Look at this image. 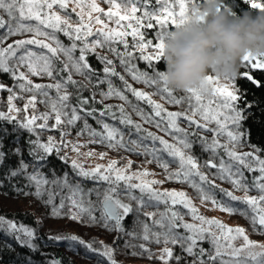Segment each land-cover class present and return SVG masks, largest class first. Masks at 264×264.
<instances>
[{"label":"snow or ice","instance_id":"1","mask_svg":"<svg viewBox=\"0 0 264 264\" xmlns=\"http://www.w3.org/2000/svg\"><path fill=\"white\" fill-rule=\"evenodd\" d=\"M70 2L75 3V7L71 11L75 12L79 18L75 25L70 23V17H63L59 12L53 11L54 6L67 11ZM105 2L109 5L107 11L100 7L97 0H0V13H3L0 14V29L4 30L0 32V45L6 44L11 37L22 36L26 33L33 34L31 38L16 39L12 43H7L5 47H0V73L8 74L13 80L22 81L14 87L0 83V90L9 93L7 97L8 111H0V122L6 121L12 124L15 121L11 132L6 127L0 126V165L4 164L6 154L21 157L19 166L10 172V176L16 177L24 174L30 185H34L35 192L31 194L37 198H42L45 195V186L49 183L62 184L63 187L70 188L71 194L66 198L62 197L59 205L55 204L58 193L47 192V200L43 202L46 205H51L50 215L52 217L67 216L73 221L83 222L82 217L87 214L90 224H99L108 231L125 233L123 224L125 218L130 214H136V222L142 225V232L137 234L130 231L126 234L149 243H163L165 247L156 257L163 264H169L172 260H175L176 264H180L181 261H185V264H264V243L251 240L243 227H229L217 219H208L199 214V210L183 191H157L153 185L163 183V181L142 179V177L153 175V173L144 170L127 174L132 165L130 160L124 168L116 167L118 161L111 160L103 171L102 165L85 170L76 160H72L71 167L78 176L84 179L103 181L109 185L103 192L94 188L85 193L79 183L75 186L69 185L67 173L63 178H56L51 182L39 171L29 174L27 172L29 163H26L22 158L24 146L20 145L19 135L15 137V144L18 146L14 150L7 149V153L4 150V141L9 136L17 133L19 129L26 130L36 136V139L29 138L26 142L27 154L35 160L32 166L42 168L45 166L48 156L54 152L59 156L61 149L57 143L64 147L68 146V142L64 140V136L68 133L61 126L74 125L82 119L79 112H83L86 117H91L102 127V131H97L91 127L86 118L83 120V127L79 130L78 135L87 133L91 137L89 143L106 145L113 150L124 149L137 154L150 155L152 160L148 162L155 161L159 167L164 169L166 179L189 184L197 191L202 202L210 201L220 211L230 215L239 213L249 219L254 232L264 234V159L252 152L237 150L246 146L243 139L245 132L241 128L246 119L245 112L252 105L245 104L240 107L238 102L241 96L238 95V91L230 88L228 84H221L219 79L213 75L206 77L207 87H190L184 90L188 94L187 96L177 97L174 95L175 89L168 86L164 73L156 70L155 67L163 58L164 40L169 29L178 28L191 22L193 13L190 5H195L197 0H154V4L158 5V8L153 7V0H120V2L105 0ZM246 2L253 9L264 11V0H246ZM77 8L80 9L79 12L76 11ZM85 8L88 9L87 12H85ZM220 10L217 9V11ZM93 13H100L105 19H102L101 15L93 16ZM5 15L7 19H5ZM85 16H87V21ZM25 21H35L36 23L29 24ZM108 22L116 27H109ZM93 23L100 25L95 31H93ZM44 29H50L51 32ZM152 32L155 35L148 38ZM55 33H63L71 43L67 46L64 45ZM93 35L97 36V39L89 42L88 38ZM38 37H45V39L41 40ZM128 37L132 39V50H129ZM47 41H52V43ZM77 41L80 44H77ZM115 44H122L124 50L121 51L114 47ZM28 45L45 49L46 52L37 53L28 48ZM97 48H107L119 60V64L133 81L155 86L162 99L166 94L169 104L182 105L186 102L187 108L184 111H169L163 104L156 102L149 93L134 88L124 75L117 72L114 61L106 55L97 53ZM22 49L23 52L17 56V53ZM148 49H152V52L146 54ZM136 50L139 51L138 58L145 61L148 68L152 70L151 75L149 71H141L132 62L137 58ZM77 51L79 52L78 56L76 55ZM90 54H96L97 59L104 65L103 78L98 76L89 63L88 56ZM54 57L59 61V66L54 62ZM14 58L16 64L10 65L9 61ZM20 66H26L31 76H47L55 82L34 83L28 75L19 71ZM242 67L245 68V71L240 74L242 80L249 81L257 87L264 86V82L257 80L253 75V70L264 72V57L246 55L242 60ZM74 74L83 77V81L75 80ZM94 76L96 77L95 83H93ZM111 77H118L123 82L126 91L130 92L138 101H144L151 108V112H145L137 105H132L133 111L143 123L151 124L159 131L171 136L175 143H169L162 136L144 129L141 123L134 122L123 105H105L102 110H99V117L108 116L113 121L118 120L120 125L134 130L136 138L125 142L124 132L103 119H99L96 115L98 110L95 107L85 108V105L89 104V99L83 97V91L87 90L89 85L98 87L100 84H107V90H101L99 93L102 97L101 103L103 100L115 97L131 104L124 91L114 86ZM226 79L231 81L236 77ZM69 86L76 90L77 103L74 106H70L68 103L71 95L68 91ZM14 88H18L21 92L33 93L27 99L23 109L17 108L14 104L17 98L23 99L22 96L18 97ZM53 89L56 93L55 97L50 95ZM95 95L96 93L93 92L91 96L93 101H95ZM38 96L41 97L39 103L48 109L39 115L35 114ZM29 107L33 109V114L26 115L22 121L16 115H12V113L18 114L21 111L27 113ZM50 120L53 123L50 124ZM37 121L41 122L37 123ZM181 121L187 124V128L181 126ZM213 124L215 127H210ZM37 129H40L41 132L59 130L60 141L57 142L55 137L50 135L46 142H42ZM207 132L212 133L211 139L202 134ZM221 137H226L225 142H221ZM147 141L151 143H146ZM157 143L160 147L156 146ZM196 144H199L203 151L210 152L212 157L219 156V150H223L230 162L226 163L220 156L219 165L209 159L204 166L217 169L218 178L227 180L237 190L242 189L245 193L249 190L242 168L249 172L258 171L260 173L259 176L253 178L251 185L260 192L258 197L247 194L238 197L231 191L220 189V192L230 201H239L247 205V209L217 201L214 195L205 190L204 185L217 186L209 180L208 175L200 171V165L196 159L192 155H186L185 150L193 149ZM83 146L73 144L72 150L79 155V147ZM165 153L168 157L173 158L172 161L164 158L163 154ZM85 155L92 156L93 153L90 151ZM104 155L106 153H101V159ZM59 158L67 162L66 156ZM176 161L179 165L177 170L168 172L170 162ZM253 161L258 167L253 166ZM194 178H198L199 182ZM133 180L139 182L133 183ZM121 182H123V189H121ZM136 190L140 195L135 194ZM17 191H22V189H17ZM93 192L98 198V206L90 198ZM85 195L89 197L87 202L84 199ZM122 196L130 202L126 203L121 198ZM65 199L69 202L66 213L62 211L66 206ZM131 202H135V207ZM160 204L165 205L164 211L146 210L148 208L158 210ZM176 205H182L188 210L187 214L191 216V219L199 221V223L185 222L184 216L175 210L174 206ZM249 209L252 213L251 216H249ZM96 212H99V216L95 214ZM141 214L151 220V224L161 231H153L147 222L140 220ZM181 229L183 232L180 231ZM0 230L9 235L22 233L24 238L16 235L15 239L32 252L39 250V245L34 241L40 238L37 237L34 229L24 225L17 226L16 223L0 216ZM48 239L53 242L68 241V246L71 248H75L76 245L82 246L85 255L88 253L98 254L106 259L107 264H118L114 258V249L109 245H102V250L97 249L93 247L95 241L86 242L76 235L58 234L49 236ZM239 239H242L243 243L237 246L235 241ZM205 242L210 244L211 250L203 246ZM168 245H178L181 254H174L173 248ZM125 246L139 247L142 250L140 253L133 252L131 255H143L146 252L149 253V259L154 256L144 243L133 245L125 242ZM187 258L192 259L188 260ZM46 264H61V261L53 258L47 260Z\"/></svg>","mask_w":264,"mask_h":264},{"label":"rangeland","instance_id":"2","mask_svg":"<svg viewBox=\"0 0 264 264\" xmlns=\"http://www.w3.org/2000/svg\"><path fill=\"white\" fill-rule=\"evenodd\" d=\"M117 2H120V0H117ZM198 2V0H197ZM97 3L100 5V7L104 8L105 11H107L109 5L105 2V0H97ZM75 7V3L70 2L69 3V7L67 11L61 10L59 9L58 6H54L53 11H57L61 14V16L63 17H70V23H72L73 25L77 24L78 22V17L76 15L75 12H72V8ZM153 7H159L158 5L154 4V0H153ZM191 7V5H190ZM72 12L73 14H70V12ZM77 12L80 11L79 8L76 9ZM88 9L85 8V12H87ZM3 14V13H0ZM96 15H101L102 19H105V17H103L102 14L100 13H93V16ZM5 19H7V16L5 15ZM85 20L87 21V16H85ZM107 22V21H106ZM25 23H29V24H35V21H25ZM109 23V27H116V25L112 24L111 22ZM100 25H96L95 23H93V31H95L97 28H99ZM174 28L169 29L173 30ZM45 31L51 32L50 29H44ZM4 30L0 29V32H3ZM63 33H55V35H59ZM32 33H26L22 36H15V37H11L7 42V43H12L13 40L16 39H26V38H31L32 37ZM155 35L154 32L151 33V35L148 36V38H152ZM38 39L44 40L45 37H38ZM89 42H91L92 40L97 39V36L93 35L91 37L88 38ZM129 40V44H130V49L131 48V44H132V39L131 37L127 38ZM60 41L64 44V45H69L71 42L68 40L67 37L60 39ZM49 43H52V41H47ZM6 44L4 45H0V47H5ZM77 44H80L79 41H77ZM53 46H55V44H53ZM114 47L119 48V50L123 51V45L122 44H115L113 45ZM28 48H31L32 50L36 51L37 53L40 52H46L45 49H41V48H37L34 45H28ZM23 52V49L20 50L17 53V56H19L21 53ZM97 53H101L106 55L109 59H112L116 65V70L117 72H119L121 75L125 76V79L128 81L129 84H131L134 88H136L137 90L140 91H144L149 93L150 95H152V98L158 102L164 105L165 108H167L169 111H184L187 108V103H183L182 105H174V104H169L167 102V98H166V94H165V98L162 99L161 98V94L157 92V89L155 86H148L145 85L143 82H136L133 81L131 79V76L126 73L124 71V68L119 64V60L111 53L107 50V48H97L96 50ZM152 49H148L146 50V54L151 53ZM61 55V59H63L62 54ZM76 55H79V52H76ZM135 55H136V59H134L132 62L134 64H136L137 68H139L141 71H149V74H152V70H150L147 66V63L145 61L140 60L139 57V51L136 50L135 51ZM54 62L57 64V66H59V61L56 60V58H53ZM10 65H15L16 64V60L15 58L9 61ZM160 65L165 64L163 58L160 61ZM104 67V65H103ZM103 67L102 70L100 72H96L98 74V76L100 78H103L104 73H103ZM156 70H159L161 72H164L166 69L161 70V68L157 67L156 64ZM242 71L245 70V68L241 67ZM19 71L24 72L26 75L29 76V78L34 82V83H42V84H49V83H54L55 81L51 80L50 78H48L47 76H31L30 73H28L27 67L26 66H20ZM73 78L79 79L81 81H83V77L78 76V75H73ZM114 86L119 88L121 91H124V94L128 96L129 101H131V105H137L138 107L144 109L145 112H151V108L144 102V101H138L130 92L126 91L124 89V85L123 82L119 80L118 77H111ZM96 77H93V83H95ZM22 81H16L13 80L8 74L6 73H0V83H3L5 85H7L8 87H14V85H16L17 83H21ZM221 84H228L230 86V88H234L235 90H237L236 85H235V80H231V81H227V82H220ZM92 90L96 93V95H100V91H106L107 90V84H100L98 87H92V85H89ZM209 88H211V86H209ZM14 91L17 92L18 97L22 96L23 99L17 98L14 101V104L16 105L17 108L23 109L25 103L27 102V99L33 95V93H28V92H21L18 88H14ZM9 93L7 91H3L0 90V111H4L7 112L8 111V104H7V97H8ZM50 95H52L53 97H55L56 93L55 90H51ZM174 95H176L177 97H182V96H187L188 94L184 91V90H174ZM100 98H102L101 96H99ZM41 99V97H37V104H36V112L35 114L39 115L41 112L44 111H48V109L43 105L39 103V100ZM111 102H113V104H117V105H124L126 106L128 109L132 108L131 106H129V103H126L124 101L119 100L118 98H110L107 99ZM33 114V109L31 107H29L27 113L24 111H21L20 113H12V115H16L17 118L19 120H23L24 117L26 115L30 116ZM86 118V116H83V118L79 121H77L74 125L72 126H68V125H62L61 128L66 131L68 133V135L64 136V140L66 142H68V146L64 147L63 145L57 143V146L60 147V153L59 156H66L67 157V161L71 163L72 160H76L78 164H81L85 170H91L93 168H95L97 165H102V171L104 170V168H107L109 162L111 160H116L118 161L116 167L118 168H124V166L127 164V162L130 160L132 161V165L131 168L128 169L127 174H132V173H136V172H141L144 170H147L150 173H153V175H149L146 177H142V179L144 180H157V181H163V183H158V184H154L153 188H155L157 191H183L187 194V196L192 200L193 204L195 205V207L199 210V214L205 216L208 219H217L219 221H221L222 223L226 224L229 227H243L246 230V233L248 234L249 238L257 243H264V234H259L257 232L253 231L252 225L250 224L249 219L245 218L244 216H241L239 213H235V214H228L226 212L220 211L219 208L215 207L214 205H212V203L210 201L207 202H202V200L200 199L199 196H195L191 193V191L187 188L182 186L181 184H174L168 181V179H166V173L164 171V169H162L161 167L158 166V164L153 161L151 163H149L148 161H151V159L147 160L145 159V155L142 154H137L136 152H129L126 151L124 149H118V150H113L108 148L106 145H102L99 143H89V140L91 139V137H89L87 135V133H85L84 135H78L79 130L83 127V120ZM134 119L137 121V123H141L143 125L144 129H147L148 131H152L154 133H156L157 135L162 136L164 139L168 140L169 143H175V141L172 139L171 136L166 135L164 132L159 131L157 128H155L153 125L151 124H145L143 123V121L141 120V118L139 116H137L134 112ZM88 120V119H87ZM15 122V121H14ZM41 121H37V123H40ZM49 123H53V121H49ZM89 123V122H88ZM92 128L96 129L97 131H102V127L101 125L97 124L95 122V124H91ZM111 125V124H110ZM114 126V125H113ZM181 126L187 128V124L183 121H181ZM117 128H119L122 132H124L125 134V142H127L129 139H135L136 138V134L135 132L131 135H129V133L124 129V127L122 125H120L119 123L115 126ZM210 127H215V125H210ZM189 131H191V129H189ZM37 132L40 133V139L42 142H46L48 136H54L56 141L59 142L60 141V131L59 130H53V131H42L40 129H37ZM203 135H206L209 139H211L212 133L207 132V133H202ZM35 136V135H34ZM36 139V136H35ZM99 139V138H96ZM221 142H225L226 137H221ZM244 142L245 145L244 147L238 148L237 150L239 152H252L254 155H258L261 159H264V157H261L258 152L255 150V148L251 145L248 144V142L246 141V138L244 137ZM146 143H151L150 141H147ZM76 144V145H84L83 147H79V155L77 154V152L72 150V145ZM157 147H160V145L157 143L156 145ZM92 152L93 155L92 156H87L85 155L88 152ZM140 151V150H138ZM101 153H106V155H104L103 159H101ZM186 155H192L197 163L200 165V171L205 173L206 175H208L209 180L213 181V183L217 184L218 186H222L223 189L227 190V191H231L233 192L234 195L238 196V197H243L246 194L249 196H259L260 192L255 189L254 187H252V183H253V178L255 176H259L260 173L258 171L256 172H249L247 171V169H243L244 171V175L246 177L245 183H247L249 185V190L247 191V193H245L244 190H237L233 187V185L231 183H229L227 180H221L218 178V170L217 169H211L208 167H205V162L208 161L209 159H212L214 163H216L217 165H219L220 162V156H222L225 160L226 163L230 162L228 160V157L224 154L223 150H219V156L217 157H212L210 152H205L202 150V148L200 147L199 144L194 145L193 149L191 150H185ZM55 154V152H54ZM164 155V154H163ZM167 159L169 161H172L173 158L168 157L167 154L165 153ZM249 160H251V157H249ZM170 164L172 165L170 172H173L175 170H177L178 168V161L176 162H170ZM253 166L254 167H258V165H256L255 161H253ZM169 172V171H168ZM133 183H138V180H133ZM177 182V181H176ZM178 183V182H177ZM121 184H123V182H121ZM71 194V192L68 193L67 196H69ZM7 194L3 193L0 194V216L4 217L6 220L12 221L14 223L17 224V226L20 225H24L21 223H17L9 218L6 217V215L4 214V212L6 210H16V209H30V211H33L35 214H37L36 218H37V222L38 224L41 223L40 227H42V229L45 228V231H50L48 232V234L54 236V235H76L74 233V223L67 219V218H60V217H49L47 216V214L44 212V209L42 208L41 205H39V203H37V201L33 200L32 198H11L9 196H6ZM217 199V201L220 202H224L227 203L223 200H221L218 197H215ZM60 203V202H59ZM59 205V204H58ZM65 208L64 210L68 212V208H69V202L66 200L65 202ZM177 206V210L184 216V220L185 222L188 223H199V221H193L191 219V216L188 213V210L183 208L182 205H176ZM239 208V207H237ZM243 209V208H241ZM147 211H158L157 209H151L148 208L146 209ZM252 213L251 211H249V216H251ZM67 217V216H66ZM157 218H159V216L157 215ZM25 227H28L26 225H24ZM6 227V226H5ZM30 228V227H29ZM72 228V229H71ZM62 230V231H61ZM215 230V229H214ZM56 232H61V233H56ZM14 238L16 235H20L21 238L23 237L22 233H13L11 234ZM106 236L107 238L104 237H93L90 238V241H86V242H92L95 241V243H93V247L97 248V249H101L102 250V245H109L114 249L113 243H112V239H111V234L109 235L108 232H106ZM102 242V243H101ZM243 243L242 239H239L237 241H235V244L237 246H240ZM165 247V245L163 243L161 244H157L155 245L153 248L150 249L151 253L154 254L153 257H158L162 251V249ZM168 247H170V245H168ZM146 255L149 257V253H146ZM130 260L127 259V257H124L121 260H116L118 262V264H162V261L160 260V262H149L147 260L144 259H139V260H133L131 258H129ZM1 264V263H0Z\"/></svg>","mask_w":264,"mask_h":264},{"label":"trees","instance_id":"3","mask_svg":"<svg viewBox=\"0 0 264 264\" xmlns=\"http://www.w3.org/2000/svg\"><path fill=\"white\" fill-rule=\"evenodd\" d=\"M226 3L228 6L232 8V10L235 12L236 15H243L247 12H252L255 14L259 10L253 9L250 4L246 2V0H226ZM68 10V9H67ZM70 12V11H69ZM70 14H73L70 12ZM59 39L65 38L64 35L59 34ZM100 55H104L99 53ZM88 61L91 64V66L95 69L96 72H100L102 70L103 64L100 62L99 59H97L96 54H90L88 56ZM159 62L157 64L158 68H161V70L166 69V65H160ZM243 68V67H242ZM242 69H240V72ZM239 72V73H240ZM253 75L257 80H260L264 82V72H261L260 70H253ZM77 81H81L79 79H76ZM235 85L238 91V95L241 96L240 101L238 102L240 107H243L245 104H251L252 107L248 109L245 112L246 119L242 123L241 130L245 132V138L249 145L253 146L255 150L260 149V151H257L258 154L261 157H264V86L257 87L256 85L252 84L249 81L242 80L239 75L235 79ZM68 91L71 94L70 99L68 101L70 106H74L77 103L76 100V90L72 87H68ZM94 91L89 86L87 90H84L82 95L84 98L89 99V104L85 105V108L95 107L98 111L96 113L97 117L99 119H103L105 122L116 126L119 121H113L110 117H99L98 112L99 110H102L105 105H117L113 104V102L109 100H103L101 103L100 101L102 98H100V95H95V101L91 99L92 93ZM124 106V105H123ZM129 106L132 107L131 104ZM125 111L130 114L131 118L134 122L137 123V121L134 119V111L132 108H127L124 106ZM115 110V109H114ZM81 117L85 116L83 112H79ZM88 119V122L91 124H95V120H93L91 117H86ZM15 122L12 124H9L8 122H0V126L6 127L10 132L14 126ZM123 126V125H122ZM124 129L131 134L134 133V130H130V128L123 126ZM19 135L20 137V145H23V159L26 163H29V168L27 172L29 174L33 173L34 171L41 172L45 178H47L50 182L53 179L56 178H63L64 174H68V183L69 185L75 186L77 183H79L80 187L84 190L85 193L88 192L89 189H97L101 192L105 188H107L109 185L106 182L103 181H96L92 179H84L76 174V172L72 169L70 162H65L64 160H61L56 154H52L47 157L45 166L42 168H34L32 166L33 163H35V160L33 157L29 156L28 153V147H27V141L29 138L35 139V136L33 134L28 133L26 130L19 129L17 133H13L11 136H9L5 141V151L7 153V149H15L18 145L15 144V137ZM43 154V153H38ZM150 155L146 156L145 159L149 160L151 157ZM164 158L166 160L167 157L164 154ZM21 157H17L16 155L6 154L4 164L0 165V194L5 193L6 196H9L11 198H32L33 200L37 201L39 205L42 206L44 209V212L47 214V216L51 217V205H46L43 201L47 200V192L52 191L54 193H58L55 198V204L58 205L62 197H67L68 193L70 192V188L63 187L62 184L60 185H53L49 183L45 186V195L42 198H37L35 195H32L31 193L35 192L34 185H30V182L25 178L24 174H21L16 177H11L10 172L12 170H15L19 166ZM152 160V159H151ZM172 165L169 164L168 171L170 172ZM198 181V178H194ZM171 183L181 184L184 187H187L191 193L195 196H199L197 191L193 189L189 184L187 183H180L176 182L175 180H168ZM217 187H212L211 185H204L205 190L208 191L210 194L214 195L215 197L220 198L221 200L227 202L228 204H231L234 207H239L243 209H247L248 206L245 204L240 203L239 201H230L227 196H225L222 192H220V189L222 186H218L214 183ZM17 189H22V191H17ZM121 189H123V184H121ZM136 195H140L139 191H135ZM91 200L94 204L98 206V198L95 194V192L91 195ZM124 199L126 203L130 202L125 197H121ZM85 202L89 199L87 195L84 197ZM66 202V199H65ZM133 203V206L135 207V202ZM175 210H177V206H174ZM156 209V208H151ZM165 205L160 204L158 208L159 211H164ZM63 212H67L64 209ZM250 211V209H249ZM7 218L17 222L24 224L36 231L37 237L40 239H37L34 241V243L39 245V250L36 252H32L30 249H28L26 246L21 245L12 235L7 234L3 230H0V263L1 264H46V261L49 259H59L61 261V264H107V261L105 258L100 257L98 254L94 253H88L85 255V250L82 246L76 245L75 248L69 247L68 241H59V242H53L48 239L49 236H52L48 234L50 231H45V228L42 229L40 227L41 223L38 224L37 222V214H35L33 211H30V209H16V210H6L4 212ZM97 216H99V212L95 213ZM38 217V216H37ZM60 218H67L66 216H62ZM69 219V218H67ZM139 219L142 221H145L149 224L150 227H152L153 231H161L158 227H154L151 224V220H149L147 217H144L142 214L139 216ZM71 220V219H69ZM74 223V233L76 236L82 238L84 241H90V238L93 237H104L107 238L106 232L111 234L112 243L114 246V258L115 260H121L124 257H127L133 260H139L144 259L149 262H160L159 259L156 257H153L151 259L148 258L146 255V252L143 253V255H131V253L136 252L140 253L142 250L139 247H126L125 242L128 244L133 245H139L141 243L146 244V246L151 249L155 245V243H149L145 242L140 238H133L128 236L126 233L130 231H134L137 234H140L142 232V225L138 222H136V214H130L129 217L125 218L123 224L125 228V233H117L115 231H108L107 229L101 227L99 224L92 225L88 221L87 214H84L82 217L83 222H77L73 221ZM72 229V228H71ZM62 231V230H61ZM183 232V229L180 230ZM61 233V232H56ZM62 234V233H61ZM119 237V239H118ZM115 241V243H114ZM206 249L211 250V246L208 243H204L203 245ZM171 248H173L174 254H181V249L179 246H173L170 245ZM91 257V258H89ZM188 260H191L192 258H187ZM159 264V263H157ZM163 264V262H162ZM169 264H176L175 260H172L169 262ZM180 264H185V261H181Z\"/></svg>","mask_w":264,"mask_h":264},{"label":"clouds","instance_id":"4","mask_svg":"<svg viewBox=\"0 0 264 264\" xmlns=\"http://www.w3.org/2000/svg\"><path fill=\"white\" fill-rule=\"evenodd\" d=\"M221 9L217 11V9ZM190 23L170 30L164 40L163 72L175 90L237 77L246 55L264 57V11L236 15L226 0H198Z\"/></svg>","mask_w":264,"mask_h":264},{"label":"water","instance_id":"5","mask_svg":"<svg viewBox=\"0 0 264 264\" xmlns=\"http://www.w3.org/2000/svg\"><path fill=\"white\" fill-rule=\"evenodd\" d=\"M244 71H245V70H243V71H241V72L239 73V77H240V74L243 73Z\"/></svg>","mask_w":264,"mask_h":264}]
</instances>
